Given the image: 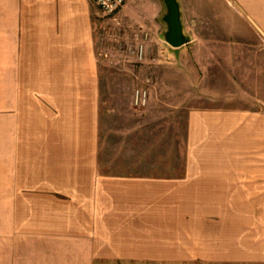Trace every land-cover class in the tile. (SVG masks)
Here are the masks:
<instances>
[{
    "label": "crops",
    "instance_id": "1",
    "mask_svg": "<svg viewBox=\"0 0 264 264\" xmlns=\"http://www.w3.org/2000/svg\"><path fill=\"white\" fill-rule=\"evenodd\" d=\"M235 1L264 28V0ZM99 9L92 0H0V264H62L63 248L90 257L122 245L114 253L123 262L184 263L196 248L198 264H264V160L217 158L232 149L225 135L233 146L244 138L230 130L237 114L192 116L199 151L214 158L187 160L178 178L99 170ZM255 116L249 135L259 149L264 115ZM239 167L252 170L241 178ZM240 199L261 203L219 205Z\"/></svg>",
    "mask_w": 264,
    "mask_h": 264
},
{
    "label": "rangeland",
    "instance_id": "2",
    "mask_svg": "<svg viewBox=\"0 0 264 264\" xmlns=\"http://www.w3.org/2000/svg\"><path fill=\"white\" fill-rule=\"evenodd\" d=\"M129 1L115 13L99 9L97 14V45L104 68L97 95L101 124L94 143L95 150L99 146L94 153L99 170L114 176L178 178L187 160L214 158L213 152L199 151L191 120L195 114L215 112L237 114L230 130L237 127V136L244 137L233 146V138L229 142L225 135L226 147L232 149L218 152L217 158L264 160V146L253 147L249 135L259 117L255 115H264V28L251 21L235 0H184V24L194 40L175 49L162 37L165 7L153 0ZM137 90L147 92L144 103H137ZM3 127L2 120L0 133ZM85 139L89 143L90 138H79L83 147ZM0 148V177H5L4 135ZM238 170V176L246 178L252 168ZM221 202L222 207L237 202L240 208L261 203ZM174 204L181 207L182 201L175 199ZM123 250V245L101 247L87 257L81 248H63L62 264H198L196 248L184 263L123 262L114 253ZM24 252L22 257L27 256ZM69 252L75 259L78 255L79 263ZM80 253L90 261L81 263L85 257Z\"/></svg>",
    "mask_w": 264,
    "mask_h": 264
},
{
    "label": "water",
    "instance_id": "3",
    "mask_svg": "<svg viewBox=\"0 0 264 264\" xmlns=\"http://www.w3.org/2000/svg\"><path fill=\"white\" fill-rule=\"evenodd\" d=\"M164 12L161 21L164 24L163 39L172 47H180L192 40L183 22L180 0H162Z\"/></svg>",
    "mask_w": 264,
    "mask_h": 264
},
{
    "label": "built area",
    "instance_id": "4",
    "mask_svg": "<svg viewBox=\"0 0 264 264\" xmlns=\"http://www.w3.org/2000/svg\"><path fill=\"white\" fill-rule=\"evenodd\" d=\"M95 2L102 11L110 14L117 12L125 3L126 0H92ZM147 97V92L137 90L136 99L137 103H144Z\"/></svg>",
    "mask_w": 264,
    "mask_h": 264
}]
</instances>
